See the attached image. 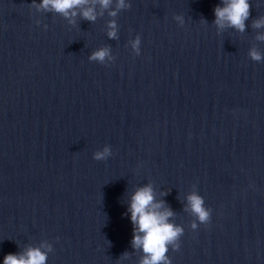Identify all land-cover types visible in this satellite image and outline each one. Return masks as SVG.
Here are the masks:
<instances>
[{"label":"clouds","instance_id":"9594fccd","mask_svg":"<svg viewBox=\"0 0 264 264\" xmlns=\"http://www.w3.org/2000/svg\"><path fill=\"white\" fill-rule=\"evenodd\" d=\"M111 0H100L103 7L107 8ZM224 6H217L215 8V23L223 28L228 26L235 27L240 31L245 29V21L250 16L251 5L249 0H223ZM88 0H42L40 7L44 9H53L56 12L63 13L68 16L70 10H73L81 5H87ZM118 8H124L125 0H118ZM72 15L76 13L71 12ZM115 16L114 11L110 13ZM82 15L87 20L94 21L96 19L95 10L92 7H86L82 11ZM264 25V20L256 21L254 26L261 27ZM110 27L113 29L108 33L110 38L116 37L115 23ZM139 40L136 41V45ZM134 45V47L136 46ZM109 50L107 48L101 49L93 53L90 57L92 60H99L103 62L108 56ZM251 56L254 60H260L261 56L253 51ZM110 148L105 147L102 152H96L94 158L96 160H103L109 156ZM154 196L150 186L139 189L132 197L130 212L132 223L136 226L135 235L133 238V245L136 248L143 249L146 254L141 264H171L168 260L167 252L169 245L175 242L182 234L183 229L167 222L168 217L172 215L170 210L159 211L161 204H154ZM191 210L195 213L200 222H208L210 213L203 207V200L198 195H191L189 197ZM196 228V225H193ZM141 233L143 235H141ZM179 244L176 248L179 249ZM46 255L39 249L30 248L24 254H8L4 257L3 264H45Z\"/></svg>","mask_w":264,"mask_h":264}]
</instances>
